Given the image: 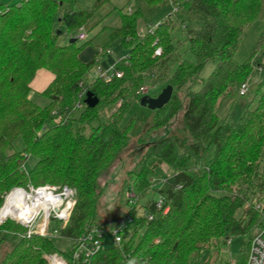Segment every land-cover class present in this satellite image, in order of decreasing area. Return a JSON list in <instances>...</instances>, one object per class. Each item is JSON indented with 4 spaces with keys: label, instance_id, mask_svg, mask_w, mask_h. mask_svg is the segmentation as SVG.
Returning a JSON list of instances; mask_svg holds the SVG:
<instances>
[{
    "label": "trees",
    "instance_id": "16d2710c",
    "mask_svg": "<svg viewBox=\"0 0 264 264\" xmlns=\"http://www.w3.org/2000/svg\"><path fill=\"white\" fill-rule=\"evenodd\" d=\"M76 1H0V208L9 190L28 184L67 185L77 197L68 223L56 225L58 234L73 241L69 249L59 251L53 235H27L24 226L9 219L0 224V249L3 243L15 242L0 264H49L46 255L52 253L61 254L68 264H84L75 258V250L81 237L93 226L100 227V173L129 146L134 108L145 85L173 86L170 101L154 110L155 126L165 125L185 108L189 137L167 135L147 143L130 172L134 179L129 189L136 199L127 202L121 243L104 245L90 264H232L229 251H219L213 261L203 263L199 254L207 246H227L235 236L250 240L254 229L264 226V201L261 209L254 207L264 199V80L257 83L236 123L220 113L222 100L236 99L257 64L253 58L240 62L235 53L261 0L176 1L178 9L196 8L210 17L203 27L187 30L188 48L183 53L173 34V17L140 35L136 14H123L121 25L111 28L107 40L120 38L126 48L115 64L121 76H97L90 84L84 74L97 54L90 61L81 60L79 54L90 41L70 38L91 12L75 8ZM104 1L95 0V5ZM64 32L68 35L59 43ZM157 46L161 55L154 54ZM210 60H217L215 69L199 90H193ZM41 68L53 74L41 92L49 100L45 106L29 96ZM89 90L99 98L95 107L84 103ZM18 136L24 142L22 152L13 145ZM28 155L35 158L29 170ZM162 163L173 171L168 188L160 190L162 204L157 205L160 199L147 200L139 214L136 204L152 188ZM246 201L252 206L239 215ZM247 256L248 249L240 250L234 264H245Z\"/></svg>",
    "mask_w": 264,
    "mask_h": 264
},
{
    "label": "rangeland",
    "instance_id": "374dc122",
    "mask_svg": "<svg viewBox=\"0 0 264 264\" xmlns=\"http://www.w3.org/2000/svg\"><path fill=\"white\" fill-rule=\"evenodd\" d=\"M0 1L13 4L21 0ZM176 1L178 0H105L102 4L96 6L95 0H77L75 8L85 9L91 12V16L83 26L86 39L89 40L90 43L81 51L79 57L81 60L84 59L83 61L88 60L90 54L93 53V47L96 48L95 50L97 52L95 53L97 54L96 62L84 74L86 84H90L95 77L103 75L108 69L115 66L119 58L125 56L127 51L126 48L123 47L120 38L109 41V43L107 42L111 32L110 27H119L122 23L123 14H136L139 30L153 27L169 18V16L173 17L177 20L176 27L173 29L175 41H181L179 50L182 53L185 52L188 48V42L186 40L187 30L190 28L203 27L205 23L210 20V17L196 8H192L189 12L184 11L182 8L177 9L175 4ZM56 29L58 30L57 27ZM67 35L68 33L64 32V35L59 37L58 42L63 43ZM95 54L93 57H95ZM187 56L192 59L191 54H187ZM235 58L240 62L253 58L257 64L252 73V77L246 80L249 85L246 92H241V86L238 93L239 95L236 99L225 98L222 100L220 113L232 124L238 121L243 111L247 108L249 101L253 97V92L257 83L264 80V0H261V8L257 17L248 26L238 45ZM216 64L217 60H210L205 64L192 85L193 90H199L203 86L215 69ZM51 77V71L41 68L37 71L31 83L29 96L40 106H45L49 102L48 98L44 96L41 91L48 84ZM144 87L146 88V92H143L145 93L144 95L150 97H157L163 90L162 85H145ZM179 94L182 97L185 96L184 91H180ZM81 109L82 108L79 109V112ZM184 109L178 111L165 125L155 126L154 110L148 106L141 105L140 102L135 106L134 112H136V115L130 131L132 138L129 146L122 154V157L117 159L106 170L102 171L99 176L101 194L97 205L99 214V220L97 222L100 224V228L105 231V246L114 244L111 230L115 227L122 226L125 219L128 217L129 206L127 202H129L130 198H133L132 190H130L129 187L132 189L134 179V175L130 172L141 154L145 151L147 143L167 135H177L180 138L189 137L183 119ZM47 123H51V121L49 120ZM145 132H148V136H145ZM140 138L144 140L140 141ZM13 145L17 151H23L24 142L20 136L14 140ZM34 164L35 158L32 155H28L25 161L26 169L29 170ZM157 172V177L152 181V188L140 197L136 204L139 214L144 210L143 204L147 200H159L161 196L160 190H166L171 182L173 171L168 163H162L158 167ZM46 184L60 186L52 183ZM134 197L136 198V194ZM253 201H256V199ZM257 201L263 204L262 201H264V199L260 198V200ZM251 206V201H246L238 214H242V216L246 215V212ZM56 225H60V222L52 220V227H57ZM111 225L115 227L111 229ZM262 228L263 226H257L253 234ZM3 235L4 234L1 233L0 237ZM53 241L59 251L67 250L73 244L71 239L60 234H54ZM14 242L15 240L1 245L0 259L3 257L4 251L9 249ZM248 243V236L239 235L231 238L227 246H222L221 248H216L212 245L207 246L199 254V262L213 261L219 251L223 253L229 251L232 264H234L239 251L248 249Z\"/></svg>",
    "mask_w": 264,
    "mask_h": 264
},
{
    "label": "built area",
    "instance_id": "2783aa9c",
    "mask_svg": "<svg viewBox=\"0 0 264 264\" xmlns=\"http://www.w3.org/2000/svg\"><path fill=\"white\" fill-rule=\"evenodd\" d=\"M178 9V7H177ZM155 26L148 27L139 31L140 35L145 34L148 30H154ZM75 37L81 41L86 40V34L83 27L78 31ZM162 48L157 46L154 50L155 55H161ZM260 68V67H259ZM106 80H110L114 76H121V72L115 69V66L108 69L103 75ZM248 83H244L241 92L245 93ZM141 92H146V88L142 87ZM22 190L28 196V206L24 211L19 213V218L14 216L0 217V224L11 219L26 228L27 235L52 236L58 234L57 227H52V220H57L60 225H66L70 219L71 213L76 205L77 197L76 190L67 185H33L28 184L26 187L17 186L12 188L5 196L4 203L0 208V212L5 207L8 197L15 191ZM135 201V192L132 190ZM162 200L160 199L157 205L160 207ZM256 209H261L262 204H256ZM23 214V215H22ZM21 215V216H20ZM152 218V216H149ZM123 226V225H122ZM122 226L115 227L111 230L115 244H120L122 240ZM105 231L93 226L83 237L79 239L77 249L75 250V258L80 259L84 264H90L92 258L104 246ZM49 264H68L65 258L58 253L46 255ZM245 264H264V226L259 231H256L249 240L248 256Z\"/></svg>",
    "mask_w": 264,
    "mask_h": 264
},
{
    "label": "water",
    "instance_id": "95a60500",
    "mask_svg": "<svg viewBox=\"0 0 264 264\" xmlns=\"http://www.w3.org/2000/svg\"><path fill=\"white\" fill-rule=\"evenodd\" d=\"M77 38L75 36L70 38V42H76ZM173 94V86L167 85L157 97H150L144 95L140 99V103L143 106H148L149 108L156 110L163 108L171 99ZM84 103L87 106L95 107L99 103V98L92 91L86 92V97Z\"/></svg>",
    "mask_w": 264,
    "mask_h": 264
},
{
    "label": "bare ground",
    "instance_id": "6f19581e",
    "mask_svg": "<svg viewBox=\"0 0 264 264\" xmlns=\"http://www.w3.org/2000/svg\"><path fill=\"white\" fill-rule=\"evenodd\" d=\"M28 196L22 190L13 192L9 197L8 201L0 212V217L14 216L19 218V213L25 210L28 206ZM23 215V214H22ZM21 216V215H20Z\"/></svg>",
    "mask_w": 264,
    "mask_h": 264
},
{
    "label": "crops",
    "instance_id": "0c3cea01",
    "mask_svg": "<svg viewBox=\"0 0 264 264\" xmlns=\"http://www.w3.org/2000/svg\"><path fill=\"white\" fill-rule=\"evenodd\" d=\"M110 28H114V27H110ZM142 29H140L139 31H141ZM96 48L95 47H93V53H91L90 54V57H89V59L88 60H85V61H90L92 58H93V56H94V54L96 53V50H95ZM84 60V59H83ZM53 79V74H52V77H51V79L49 80V82H48V84L50 83V81ZM47 84V85H48ZM47 85L43 88V90L47 87ZM42 90V91H43ZM41 91V92H42Z\"/></svg>",
    "mask_w": 264,
    "mask_h": 264
}]
</instances>
